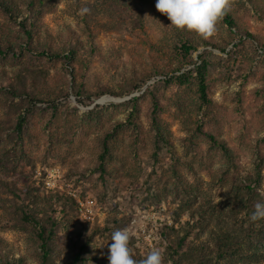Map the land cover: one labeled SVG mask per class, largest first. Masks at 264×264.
I'll return each instance as SVG.
<instances>
[{
  "label": "rangeland",
  "instance_id": "rangeland-1",
  "mask_svg": "<svg viewBox=\"0 0 264 264\" xmlns=\"http://www.w3.org/2000/svg\"><path fill=\"white\" fill-rule=\"evenodd\" d=\"M155 3L0 0V264H109L117 230L136 264H264V0H229L207 39Z\"/></svg>",
  "mask_w": 264,
  "mask_h": 264
},
{
  "label": "clouds",
  "instance_id": "clouds-1",
  "mask_svg": "<svg viewBox=\"0 0 264 264\" xmlns=\"http://www.w3.org/2000/svg\"><path fill=\"white\" fill-rule=\"evenodd\" d=\"M229 0H156L155 7L171 21L170 26L180 31L195 33L202 38L211 37L219 19L229 8ZM252 222L264 221V203H256L250 216ZM109 264H136L129 247L130 234L117 230L111 235ZM142 264H163L159 250H153Z\"/></svg>",
  "mask_w": 264,
  "mask_h": 264
},
{
  "label": "trees",
  "instance_id": "trees-1",
  "mask_svg": "<svg viewBox=\"0 0 264 264\" xmlns=\"http://www.w3.org/2000/svg\"><path fill=\"white\" fill-rule=\"evenodd\" d=\"M46 1H49V0H26V2H27L26 6L31 11L35 10L37 8L43 9L45 7V5H46ZM0 8L5 13H7L10 17H12V14H11L12 12L7 6H4L3 4H0ZM40 11H42V10H40ZM221 18H223V21H224L225 24H227L228 26H232V24H233L232 20L229 17V15L227 14V12H225V14ZM21 23L22 24H19V25H20L23 33L28 37L29 40H31L32 39V28L34 27L33 23H30V28L26 27V21L25 20L22 21ZM71 46H72V44L69 45L68 48H66V46H64V48H61L60 53L51 54L48 51H44V52H41V55L49 57V58L51 56L53 58H61V57H63L69 63L70 62H74V60H76V58H75L76 50L74 48H72ZM180 49H181L180 51H182L184 55H188L192 48H191V46H187V45L183 44V45H181ZM206 68H207L206 63L202 62V64L195 69L196 79H197V90H198V93H199V99L204 104L208 102V98H207V83H206V73H207L206 71H207V69ZM70 73L72 74L73 71L71 70ZM178 78H183L184 79V77H178ZM179 80H181V79H179ZM23 124H24L23 118H19L18 122L16 124L17 130H20V128L22 127ZM156 134L158 135L159 138H161V134L158 131H157ZM207 138L213 144H215L216 146L220 147L224 152L227 151V149L225 148L224 144H222L221 142L215 140L212 136H207ZM106 152H108V149H107L106 144L104 143L103 155H101V157H100L101 158L100 165L102 166V168H103V165L105 163L104 153H106ZM247 189H250V188H247ZM23 218H24V220L27 223L33 225L36 229H38L37 236L42 241V245L41 246H42V249L44 250V253L46 254L45 246H46V241H48V239H46V237H45V229L43 227H41L39 225V223L35 222L30 216H24ZM53 226H54V224L51 225V227H53ZM48 237H50V236L48 235ZM179 242L183 243L182 240H180ZM169 247H170L171 250H173V248L171 246H169ZM83 249L84 248L81 247V250H83ZM75 258L79 259V256L77 255ZM172 261H173V264H178V262L176 260H172Z\"/></svg>",
  "mask_w": 264,
  "mask_h": 264
},
{
  "label": "built area",
  "instance_id": "built-area-1",
  "mask_svg": "<svg viewBox=\"0 0 264 264\" xmlns=\"http://www.w3.org/2000/svg\"><path fill=\"white\" fill-rule=\"evenodd\" d=\"M87 204H88V205H90V202H87ZM80 205L83 207V205H82V204H80Z\"/></svg>",
  "mask_w": 264,
  "mask_h": 264
}]
</instances>
